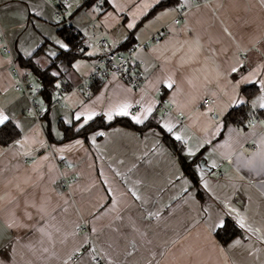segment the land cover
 Instances as JSON below:
<instances>
[{
    "label": "crops",
    "instance_id": "obj_1",
    "mask_svg": "<svg viewBox=\"0 0 264 264\" xmlns=\"http://www.w3.org/2000/svg\"><path fill=\"white\" fill-rule=\"evenodd\" d=\"M60 1L0 0V26L16 54L29 56L44 42V53L56 52V41L64 43L56 33L61 20L53 12ZM66 1L69 23L92 42L86 53L95 55L77 60L79 70L72 67L68 73L72 88L54 93L41 124L25 112L26 99L14 90L9 60L0 49V110L20 130L10 145H0V264H91L86 255L71 261L88 238L86 232L75 230L83 224L106 264H264V123L255 120L240 129L223 127L221 121L237 99L245 100L235 82L250 73H255L252 79L264 78V56L231 78V69L239 68L243 56L264 38V3L180 0L183 7L161 9L137 25L149 10L140 8L144 0H112L107 9L100 1L90 5H83L85 0ZM113 2L123 11H117ZM133 19L135 45L149 41L135 53L145 62L143 85L132 88L108 75L88 96L80 83L96 60L99 41L119 49L134 29L126 26ZM156 34L161 38L153 42L150 38ZM41 55L37 59H46ZM169 78L172 88L166 87ZM257 95L249 100L251 106ZM161 98L170 112L164 111ZM123 103L132 105V115L152 105L153 111L159 110V124L175 125L174 132L187 141V159L202 154L211 170L202 169L199 162L193 166L210 201L197 199L156 128L139 135L114 126L90 133L86 141L77 137L52 142L46 136L45 124L60 139L59 121L69 124L77 113L89 111L109 121L105 114ZM252 108L261 109L258 104ZM76 122L79 127L83 118ZM97 132L104 135H96L93 143ZM25 137L23 146L16 143ZM188 148L196 155L188 156ZM62 159L65 166L59 162ZM217 169L222 170L218 177L213 174ZM60 178L65 182L61 184ZM231 209L235 213L230 217L235 220L239 214L254 231L244 230L242 237L223 245L215 229L211 233L208 229ZM237 238L242 244L229 247Z\"/></svg>",
    "mask_w": 264,
    "mask_h": 264
},
{
    "label": "trees",
    "instance_id": "obj_2",
    "mask_svg": "<svg viewBox=\"0 0 264 264\" xmlns=\"http://www.w3.org/2000/svg\"><path fill=\"white\" fill-rule=\"evenodd\" d=\"M100 1L103 9H107L110 5L105 2V0H85L83 5H90L94 2ZM177 5V0H162L161 4L155 5L150 8L146 14L138 21L139 25L144 19L154 16L159 10L173 7ZM58 27L56 29L57 35L64 41V43L69 45V51H65L56 47L57 55L55 57H50L49 63L42 66L37 58L39 55L44 53L45 45L44 42L40 45L31 56H23L21 54L17 55L18 63L23 70V72L31 74V76L40 84L41 86V97L46 105H51L53 103L54 93L59 90H69L72 88L73 83L68 78V73L72 69V64L78 59L87 57L86 47H82V42L84 41V36L69 22L60 21L58 22ZM136 25V26H137ZM136 44L135 41V28L129 32L126 38L119 44V50H127L132 48ZM83 49V51H81ZM264 56V38L258 42L253 48H251L244 56L243 63L238 68L239 71L236 73H231V78L235 79L244 72L248 71L260 58ZM53 71H58L59 75L53 77L51 73ZM102 77H96L90 84V92L88 96H92L99 88ZM59 83L60 87L57 88L55 85ZM258 85L247 84L240 87V94L245 97L247 101L243 105H234L229 108V110L222 116L221 121L223 127L228 125L236 126L240 129H245L249 123H253L255 120H260L264 123V111L261 109H254L249 103V100L258 94ZM165 91L162 94L163 98ZM159 110L155 109L152 116L149 117L144 124L134 123L130 117L115 116L111 121L105 120L101 115H97L93 120L89 121L84 128L77 131L76 121H72L71 124H66L63 121L58 122V128L62 132V137L56 139L51 135L48 125L45 124V132L49 141L65 142L73 138L81 137L85 141L88 140L90 133L99 129H108L114 126H124L132 130H135L139 135H142L145 131L156 128L161 133V141L167 149H169L177 158L181 170L186 176L190 183L191 188L195 190V195L197 199L204 203L211 200L210 195L203 189L200 183V177L194 168V164L202 159V154L198 153L193 159H187L184 155L185 145L181 141H176L171 133L163 131L159 126ZM46 119V114L44 116ZM15 125V123L12 121ZM20 136V130L17 128H12L9 126L6 130H0V145L2 147H7L12 142H14ZM225 227L221 229H215L214 235L218 241L226 245L230 240L236 237H242L244 235V230L239 229L235 225V220L230 216H225Z\"/></svg>",
    "mask_w": 264,
    "mask_h": 264
},
{
    "label": "built area",
    "instance_id": "obj_3",
    "mask_svg": "<svg viewBox=\"0 0 264 264\" xmlns=\"http://www.w3.org/2000/svg\"><path fill=\"white\" fill-rule=\"evenodd\" d=\"M67 7V1L61 0L58 4L54 6L53 12L54 16L61 20L69 22L68 17L65 14ZM175 23L179 22V17L174 19ZM161 35L156 34L150 38L153 42H158ZM149 41H145L141 44H137L132 48L127 50H119L107 47L104 40L99 41V53L96 60L92 66L91 72L86 76L84 80L80 83L85 92H90L89 84L96 77H105L108 75H116L129 84L132 88H139L143 85L147 72L145 69V62L138 57H136V50L139 48H144L147 46ZM89 43H92L88 38L84 37L82 42V47H87ZM0 46L1 52L9 60V67L12 77L14 79L13 87L14 90L21 93L26 99L25 112L32 117V119L37 123H42L45 114L48 112L50 105H44L41 103V86L40 84L31 76V74L23 72L21 69L17 55L6 39L3 30L0 26ZM39 86V87H36ZM35 87V91L33 88ZM163 91H160L162 95ZM59 96V94H58ZM161 104L165 112H170V107L165 104L163 98H161ZM209 105L208 99L204 101V106ZM181 116V112L177 113ZM65 165V161H62ZM76 232H86L88 238L85 244L71 257V261H76L79 256L86 255L91 264H106L102 255L98 251L93 236L86 224L78 226ZM95 257V258H93Z\"/></svg>",
    "mask_w": 264,
    "mask_h": 264
},
{
    "label": "snow or ice",
    "instance_id": "obj_4",
    "mask_svg": "<svg viewBox=\"0 0 264 264\" xmlns=\"http://www.w3.org/2000/svg\"><path fill=\"white\" fill-rule=\"evenodd\" d=\"M105 2H112V0H105ZM162 0H154L153 3H148L147 0H144V2L142 3V5L140 6V8L144 9V10H147V9H150V8H153L155 5H158V4H161ZM185 3H187V0H184ZM262 3H264V0H261ZM177 4H178V7H183L184 4H181L180 3V0H177ZM113 7L117 10V11H123V8L122 7H119L117 6L114 2H113ZM140 8H138L137 10L139 11ZM94 11H97L99 12L100 11V8H95L93 9ZM175 10V9H173ZM163 14H167V12L163 13ZM69 15H71V13H69ZM108 16H112V13H107ZM133 16H135V13H133ZM127 28L129 29H132V28H135L136 27V20L133 19L131 22H128L127 23ZM227 31V30H225ZM56 43L59 45V48L60 49H63L65 51H69V45L66 44V43H63L59 40L56 41ZM198 43V41H197ZM81 51H83V49H81ZM88 56H93L95 55L94 52H88L86 53ZM29 56L32 55V53H28ZM48 56L50 57H55L57 55L56 52L54 51H50L47 53ZM72 67L76 68L77 70H79V67H80V62L77 61L76 63L72 64ZM231 71L233 73H236L237 71H239L238 68L236 67H233L231 69ZM51 75L53 77H56L59 75V72L58 71H53L51 73ZM255 73H250L248 76H245V77H242L241 79L237 80L234 84V87L239 89L241 84H252V85H258L257 87V92L259 93V95H257L256 99L252 101V106L253 107H256L257 104L259 106V108L261 109H264V78H261L259 80H256V79H252V76H254ZM173 84H174V81L169 78L168 81H166V87L167 88H172L173 87ZM57 88L60 87V84L57 83L55 85ZM36 87H39V86H36ZM33 91H35V87L33 88ZM247 101L244 100V99H237L236 100V104L237 105H243L245 104ZM41 103H43L41 101ZM132 107L131 104L129 103H123L121 105H119L118 107H116L113 111H109L108 113H106V117L109 121H111L113 119V116H124V117H130V119L140 125V124H144L145 121H147L149 119V117L152 116V113H153V106L152 105H149L145 108H143L138 114L136 115H132L129 111V109ZM97 115L96 112L94 111H89V112H86V113H77L75 115V120L76 121H80L82 118H83V123H81L79 125V128H77V131H79V129H82L84 128V126L86 124H88L89 121L93 120V118ZM67 123L71 124V121H68ZM9 126H11L12 128H19V125L18 124H13L12 123V118L9 114H6V112L4 110H0V130H6L9 128ZM163 131H166L167 133H171L172 136L174 137V139L176 141H181L183 143H187V141L184 140V137L179 133V132H174V127L175 125L173 124H170V123H164L162 125L159 126ZM98 135V136H103L104 133L103 132H97L93 137H92V141L93 143L95 142V136ZM27 142V138L25 137L23 141L21 140H17L16 143L20 146H23V143H26ZM77 144H82L83 141L81 140H77L76 141ZM25 155H28V153H24ZM186 154L188 156H195L196 153L194 151L191 150V148H188L187 149V152ZM214 166V165H213ZM205 187H207V184L205 183ZM109 193H111V190L109 189L108 190ZM129 192L131 194L132 197H134L137 201H140L141 200V197L135 192V191H132L131 189H129ZM115 204H116V201L113 200L112 201V205L113 207H115ZM233 213H235V209H231L229 210V213L228 215H232ZM149 216H152V215H155L154 213H148ZM235 225L238 226L239 229H242V230H245V231H248V232H252L254 231L252 229V227L246 222V220L240 216L239 214H236L235 216ZM225 227V221L223 219L219 220L217 223H215L214 225H212L208 231L211 233L213 231V229H221V228H224ZM93 232H95V229H92ZM242 244V241L241 239L237 238L235 240H233L231 242V244L229 245V247H236V246H239ZM222 250V249H221ZM95 258V257H93Z\"/></svg>",
    "mask_w": 264,
    "mask_h": 264
},
{
    "label": "rangeland",
    "instance_id": "obj_5",
    "mask_svg": "<svg viewBox=\"0 0 264 264\" xmlns=\"http://www.w3.org/2000/svg\"><path fill=\"white\" fill-rule=\"evenodd\" d=\"M171 13V12H170ZM0 49H1V46H0ZM46 57V59H44V60H42V59H37V61L42 65V66H44L45 64H47V63H49V59H50V56H48L47 55V53H43L42 55H41V57ZM89 63H90V61H89ZM91 64V63H90ZM92 69V68H91ZM91 69H90V71L89 72H91ZM9 70H10V68H9ZM14 88V87H13ZM162 91H163V93H164V89H161ZM162 93V94H163ZM62 161H65L64 159H62V160H60L59 162L60 163H62V164H64ZM67 163H66V161H65V165H66ZM64 165V166H65ZM222 172V170H220V169H217V170H215L214 172H213V174L215 175V176H220V173ZM59 180H61V184L62 183H64L65 182V179H63V178H60ZM60 184V185H61Z\"/></svg>",
    "mask_w": 264,
    "mask_h": 264
},
{
    "label": "water",
    "instance_id": "obj_6",
    "mask_svg": "<svg viewBox=\"0 0 264 264\" xmlns=\"http://www.w3.org/2000/svg\"><path fill=\"white\" fill-rule=\"evenodd\" d=\"M199 165H200V167H201L202 169L211 170V168H209V167H207V166L205 165V162H204L203 159H201V160L199 161Z\"/></svg>",
    "mask_w": 264,
    "mask_h": 264
}]
</instances>
